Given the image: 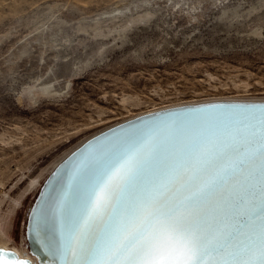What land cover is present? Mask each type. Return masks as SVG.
Returning a JSON list of instances; mask_svg holds the SVG:
<instances>
[{"label": "rangeland", "instance_id": "obj_1", "mask_svg": "<svg viewBox=\"0 0 264 264\" xmlns=\"http://www.w3.org/2000/svg\"><path fill=\"white\" fill-rule=\"evenodd\" d=\"M261 96L264 0H0V240L33 180L106 123Z\"/></svg>", "mask_w": 264, "mask_h": 264}, {"label": "snow or ice", "instance_id": "obj_2", "mask_svg": "<svg viewBox=\"0 0 264 264\" xmlns=\"http://www.w3.org/2000/svg\"><path fill=\"white\" fill-rule=\"evenodd\" d=\"M7 255L0 249V264H14ZM63 255L65 264H264V108L234 131L154 137L110 158L65 225Z\"/></svg>", "mask_w": 264, "mask_h": 264}, {"label": "water", "instance_id": "obj_3", "mask_svg": "<svg viewBox=\"0 0 264 264\" xmlns=\"http://www.w3.org/2000/svg\"><path fill=\"white\" fill-rule=\"evenodd\" d=\"M262 108L264 96L216 98L106 123L58 155L23 192L7 229L10 242L0 243V249L14 264H65V225L110 158L154 137L181 140L209 129L234 131Z\"/></svg>", "mask_w": 264, "mask_h": 264}, {"label": "bare ground", "instance_id": "obj_4", "mask_svg": "<svg viewBox=\"0 0 264 264\" xmlns=\"http://www.w3.org/2000/svg\"><path fill=\"white\" fill-rule=\"evenodd\" d=\"M216 98H219V97H214V98H208V99H216ZM222 98V97H221ZM224 98H235V97H224ZM237 98V97H236ZM207 100V99H206ZM197 101H199V100H197ZM197 101H190V102H197ZM200 101H202V100H200ZM142 103V100L139 98V97H135V96H132V95H128V94H124L120 99H119V104L121 105V106H123L125 109H127V110H131V109H129L130 107H136V106H139L140 104ZM180 103H185V101L184 102H180ZM180 103H173V104H169V105H164V106H161V107H165V106H170V105H175V104H180ZM139 108V107H138ZM157 108H159V106L158 107H153V109H157ZM153 109H151V110H153ZM150 110V109H149ZM148 110V111H149ZM142 113V112H141ZM138 114H140V113H138ZM99 117H101V116H99ZM79 142V141H78ZM33 182H34V180H33ZM32 182V183H33ZM4 207V198H2V199H0V210H2V208ZM0 214H1V212H0ZM2 235H3V231L0 229V238L2 237ZM0 243L1 244H3V245H6L7 243H4V242H2L1 240H0Z\"/></svg>", "mask_w": 264, "mask_h": 264}]
</instances>
